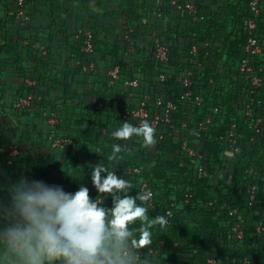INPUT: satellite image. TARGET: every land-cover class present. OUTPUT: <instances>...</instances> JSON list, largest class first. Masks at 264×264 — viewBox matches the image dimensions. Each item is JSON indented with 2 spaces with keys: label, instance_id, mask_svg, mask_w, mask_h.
<instances>
[{
  "label": "trees",
  "instance_id": "1",
  "mask_svg": "<svg viewBox=\"0 0 264 264\" xmlns=\"http://www.w3.org/2000/svg\"><path fill=\"white\" fill-rule=\"evenodd\" d=\"M177 1H193L198 18L174 8L172 0H26L23 17H18V0H0L6 13L0 20V56H12L11 63L0 66V75L11 67L10 72L21 82L10 105L6 79H0V149L16 147V155L11 157L8 150L0 154V162L14 174L12 181L26 176L59 184L70 192L84 184L92 198L98 193L88 169L101 161L110 170L114 166L116 174L129 181V194L142 192L146 184L155 197L153 206L147 205L149 216L165 215L168 220L164 227L152 228L151 245L138 255L139 259L148 257L150 264H207L210 259L217 264H264V236L256 230L264 225V127H251L244 106L236 112V102L248 104L250 99L251 88L241 80L239 64L245 56L244 23L252 16L251 0ZM36 4L45 7L51 25L46 39L34 33L26 21L37 11ZM260 6L259 38L264 45V0ZM159 10L160 17L156 15ZM78 11L83 19L73 28ZM129 29L136 45L134 54H129V43L123 40ZM88 33L92 53L84 51ZM55 40H64L77 64L56 58ZM155 42L169 46L166 64L156 60ZM194 46L197 56L191 55ZM117 66L120 80L110 87L109 72ZM255 67L262 69L264 80V57ZM191 72V89L204 100L203 114L199 107L187 110L178 102L180 79ZM163 74L165 81L160 80ZM134 79L140 86L126 87V82ZM253 92L256 102L252 109L264 116V85ZM146 95L151 114L163 110L156 107L158 98L180 106L171 114L172 124L161 125L152 145L146 146L137 137L114 140L111 132L124 121L139 125L132 115L126 119L123 115ZM30 96L29 106L15 107ZM215 107L222 108L224 121L217 117L210 127L212 137L204 134L194 143L191 132ZM183 121L188 122L187 129H183ZM233 123L237 125L239 152L232 156L222 136L228 135ZM60 136L70 139L72 145L55 147L53 141ZM184 142L202 156L200 161L183 150ZM114 143L122 145V152L121 159L113 162L107 156ZM200 164L208 177L198 173ZM136 168L139 173L134 172ZM250 185L257 186L251 207L246 201ZM225 203L237 210L236 218L224 209ZM105 206L111 207L110 197ZM235 219L245 221L243 238L234 232ZM0 264H10L2 247Z\"/></svg>",
  "mask_w": 264,
  "mask_h": 264
},
{
  "label": "clouds",
  "instance_id": "2",
  "mask_svg": "<svg viewBox=\"0 0 264 264\" xmlns=\"http://www.w3.org/2000/svg\"><path fill=\"white\" fill-rule=\"evenodd\" d=\"M154 135L148 121H124L111 132L116 141L137 137L146 146L155 143ZM121 152L120 143L112 144L107 160L121 159ZM114 169L102 161L89 166L96 198L84 184L70 192L26 176L12 181L7 195H0V247L10 264H150L138 255L151 245L152 228L164 227L167 217H150L151 193L129 194V181Z\"/></svg>",
  "mask_w": 264,
  "mask_h": 264
},
{
  "label": "built area",
  "instance_id": "3",
  "mask_svg": "<svg viewBox=\"0 0 264 264\" xmlns=\"http://www.w3.org/2000/svg\"><path fill=\"white\" fill-rule=\"evenodd\" d=\"M26 0H18V17H23L25 14L24 8H25ZM172 6L176 8L179 11L185 10L190 16L197 19L198 18V7L193 1H187L185 3H180L177 0H172L171 2ZM261 0H251L250 3V9L252 11V16L245 20L244 26H245V33H246V44L244 47L245 56L242 58L239 64V73L241 80L248 86H250L251 90L249 91V94L247 95V98L249 99L248 104H244L243 100L237 103V113L239 111V107H245L247 110V115L250 117V124L251 127H253L256 130H260L261 127H264V116L256 115L254 110L252 109V105L255 104V99L253 98V91L256 88L262 87L264 85V80L261 78L260 74L263 72L262 69L257 70L255 65L258 62L260 58L264 57V45L260 41L259 38V32H260V24H259V17L261 13ZM156 15L158 17L162 16L161 11H157ZM132 29H129L123 34V40L129 43L128 52L129 54L136 53V45L134 42H132ZM91 35L88 33V38L85 41V48L84 51L86 53H92L93 52V44L91 41ZM153 53L157 61L160 63H167L169 61V53L170 48L166 44H163L162 42H155L153 46ZM198 48L194 46L191 50L192 56H197ZM90 68L94 70L95 65L91 64ZM87 69V67H85ZM110 81L109 86L115 87L117 85V82L120 80L121 76V69L119 66L115 67L113 70L109 72ZM193 72L189 73L188 76H186L184 79H180V83L182 84V91L180 93V99L178 102L181 103L182 107H185L187 110H191L193 106L199 107L200 114H203L205 111L203 109V97L199 94H195L193 90L191 89L193 86L192 77ZM161 81H165V75H161L160 77ZM214 79H211L210 82H213ZM30 85H33V82H29ZM140 86V81L138 79H134L131 81L126 82V87L129 88H138ZM145 100H143L137 107L134 109H128L126 113H124L123 118L126 119L128 116H133L135 120L138 121V124L140 125L144 121H151V125L155 130V134L157 130L161 127L163 123L172 124L171 114L174 111H177L180 106L175 103L174 101H168L165 103L162 98H158L156 101V107L160 108L163 107V110L160 113L151 114V112L148 109V102L149 97L146 95ZM32 100V97H28L26 99H22L19 101L15 107L16 108H25L30 105ZM260 104V103H259ZM102 105L99 104V107ZM187 107V108H186ZM222 108L215 107L211 110V114L207 115L205 119L197 124V126L194 128L193 132H191V135L193 137L194 143L199 142L203 139L204 134H208V137H212V134H210V127L216 123V118L221 117L220 121H224L225 115H222ZM193 110V109H192ZM183 129L188 128V122L183 121L181 123ZM218 125V124H217ZM236 130L237 125L233 123L229 127V132L227 136H222V142L226 146L227 150L229 151L230 155H235L239 152V139L236 136ZM160 138L163 139V135L160 136ZM54 146L57 148H63L65 145H72V141L70 139H67L63 136H60L59 138L55 139ZM183 150L187 153H189L190 157L197 158L199 161L202 159L201 155H198L197 152L189 147L188 142H184L182 146ZM16 153V151H15ZM134 172L139 173V170L136 168L134 169ZM198 173L202 175L203 177H208L209 174L205 170L204 165H199L198 167ZM247 203L248 206L251 207L257 198V186L256 185H250L247 186ZM142 192L144 193H151L150 199L148 201V204L150 206H153L154 203V192L145 184L142 186ZM187 198H190L187 196ZM189 202V199L187 200ZM225 210L229 212L230 217L236 218L237 210L229 208L227 203L223 206ZM236 220V225L234 228V232L238 238H243L244 231L243 227L245 224V221L242 220ZM257 233L260 236H264V225L260 224L257 226ZM207 264H217V261L215 259H210Z\"/></svg>",
  "mask_w": 264,
  "mask_h": 264
},
{
  "label": "crops",
  "instance_id": "4",
  "mask_svg": "<svg viewBox=\"0 0 264 264\" xmlns=\"http://www.w3.org/2000/svg\"><path fill=\"white\" fill-rule=\"evenodd\" d=\"M64 0H54L56 3H62ZM95 1V0H94ZM37 11L34 12L32 15L27 16L26 21L27 23L30 24L31 29L34 33H40L42 37L46 39V37L50 33V23L49 20L47 19V12L45 7L42 4H36ZM6 17V13L3 9L0 8V20L4 19ZM68 18V17H67ZM82 20V11H78V15H76L73 18V28L76 26V23L78 20ZM28 25V24H27ZM22 28H24V24L22 25ZM61 30V29H60ZM58 30V32H60ZM68 47L64 44V40H55L54 41V52L56 54V58L59 60H62L64 63H70V64H77L76 57L71 51H68ZM64 57V58H63ZM12 56L9 54H4L0 56V66L6 67L7 64L11 63ZM10 68H4L5 73L0 75V79H6V88L7 93H8V100L7 102L10 103V105L13 103V98L16 93V91L21 87V82L16 80L17 77L13 73L10 72ZM15 79V80H14ZM79 79L83 80L84 76H81ZM92 79H97V78H92ZM15 146H8L4 148L3 150L0 149V154H4L6 151L11 150L12 153L10 156L16 155ZM61 161V160H60ZM13 173L11 174L5 167V165L0 162V195H7V188L9 184L12 182L13 178Z\"/></svg>",
  "mask_w": 264,
  "mask_h": 264
}]
</instances>
